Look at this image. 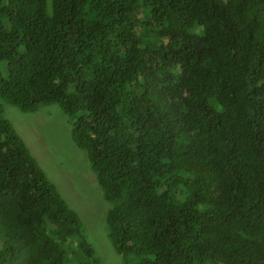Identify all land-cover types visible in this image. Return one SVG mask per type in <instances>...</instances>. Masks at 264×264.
<instances>
[{"label": "trees", "instance_id": "16d2710c", "mask_svg": "<svg viewBox=\"0 0 264 264\" xmlns=\"http://www.w3.org/2000/svg\"><path fill=\"white\" fill-rule=\"evenodd\" d=\"M4 104L68 117L121 264H264V0H0V264H102Z\"/></svg>", "mask_w": 264, "mask_h": 264}, {"label": "rangeland", "instance_id": "374dc122", "mask_svg": "<svg viewBox=\"0 0 264 264\" xmlns=\"http://www.w3.org/2000/svg\"><path fill=\"white\" fill-rule=\"evenodd\" d=\"M6 118L27 145L50 182L84 223L102 264H121L107 236L105 210L97 175L85 150L70 135L68 117L56 104H42L34 112L3 105ZM3 239L0 237V248Z\"/></svg>", "mask_w": 264, "mask_h": 264}, {"label": "clouds", "instance_id": "9594fccd", "mask_svg": "<svg viewBox=\"0 0 264 264\" xmlns=\"http://www.w3.org/2000/svg\"><path fill=\"white\" fill-rule=\"evenodd\" d=\"M87 158H88V156H87ZM89 160V159H88ZM90 163V162H89ZM90 166H91V164H90ZM92 168V167H91ZM97 183H98V180H97ZM99 186V185H98ZM102 198L104 199V197H103V191H102ZM105 200V199H104Z\"/></svg>", "mask_w": 264, "mask_h": 264}]
</instances>
